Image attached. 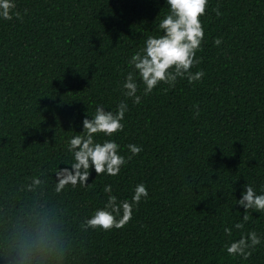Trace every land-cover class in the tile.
<instances>
[{
    "label": "trees",
    "instance_id": "obj_1",
    "mask_svg": "<svg viewBox=\"0 0 264 264\" xmlns=\"http://www.w3.org/2000/svg\"><path fill=\"white\" fill-rule=\"evenodd\" d=\"M163 4L16 0L21 18L0 19V264H264V241L247 259L224 249L241 231L264 234V213L223 231L244 211L242 185L264 188V0H209L191 69L204 76L129 100L114 138L124 155L129 143L142 151L117 176L93 169L56 190L67 139L97 103L124 99L127 60L156 34ZM141 182L148 197L123 227H85L105 184L124 199Z\"/></svg>",
    "mask_w": 264,
    "mask_h": 264
},
{
    "label": "clouds",
    "instance_id": "obj_2",
    "mask_svg": "<svg viewBox=\"0 0 264 264\" xmlns=\"http://www.w3.org/2000/svg\"><path fill=\"white\" fill-rule=\"evenodd\" d=\"M208 5L209 0H164L158 14L165 6L167 10L159 16L158 23L153 27L156 34L148 35L143 45L127 60L129 70L120 83L124 99L119 101L114 110L97 103L94 113H87L83 118L82 130L67 139L66 151L70 153L71 159L63 162L67 167L58 166L55 169L57 191L77 183L82 186L87 184L93 169L97 175L117 176L122 166L142 151L141 146L129 143L126 148L130 154L124 155L114 138V134L124 128L129 100L139 104L142 97L152 93L158 85L165 84L174 88L178 78H186L189 83H193L204 76L202 69L195 72L191 69L200 63L197 53L202 49L205 37L201 17L206 14ZM15 9L16 0H0V19L11 20L13 15L21 18ZM215 11L220 15L218 8ZM221 43L222 38L214 39L215 45ZM102 192L106 198L102 206L96 207L85 219L87 228L109 230L123 227L132 218L141 200L148 197V189L143 182L133 187L130 198H118L113 194L112 184H105ZM234 205L242 206L244 211L239 220L223 228L229 237L234 229L244 228L250 210L251 213H264V188L258 190L246 182ZM262 241L264 234L255 229L246 233L241 231L238 238L225 241L224 249L233 258L247 259Z\"/></svg>",
    "mask_w": 264,
    "mask_h": 264
}]
</instances>
